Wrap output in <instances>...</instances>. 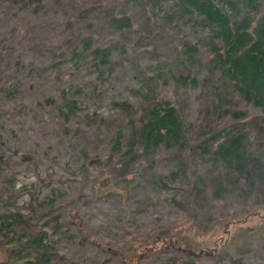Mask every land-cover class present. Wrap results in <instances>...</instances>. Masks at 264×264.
Here are the masks:
<instances>
[{"label": "rangeland", "instance_id": "rangeland-1", "mask_svg": "<svg viewBox=\"0 0 264 264\" xmlns=\"http://www.w3.org/2000/svg\"><path fill=\"white\" fill-rule=\"evenodd\" d=\"M182 3L0 0V264H119L158 233L200 253L137 264H264V110ZM165 102L179 140L145 147ZM235 136L241 167L216 151Z\"/></svg>", "mask_w": 264, "mask_h": 264}, {"label": "trees", "instance_id": "trees-1", "mask_svg": "<svg viewBox=\"0 0 264 264\" xmlns=\"http://www.w3.org/2000/svg\"><path fill=\"white\" fill-rule=\"evenodd\" d=\"M8 1L20 2L29 6L38 5L42 0ZM180 1L190 10L199 12L200 23L208 27L210 31H215L224 44V54L218 55L216 58L218 76L230 80L232 88L241 98L253 102L255 106H260L264 110V16L258 18L255 24H251L258 8L264 6V0ZM220 99L218 95V100L220 101ZM46 102L50 103V99H47ZM120 104L122 106L123 102ZM161 108L162 112L159 109L155 111L152 115V122L148 123L144 129H140V137L144 139L145 147L156 146L162 139H165V142L171 140L173 143L179 140L180 121L173 107L165 102ZM210 138L216 140L218 133H214ZM239 139V136L229 138L225 144L219 143L216 147L217 155L223 161L236 167H241L246 160ZM23 158L32 161L29 155H24ZM216 189L217 193L221 190L220 187H216ZM192 212L194 213L195 210L192 209ZM7 217L11 219L13 215ZM72 221L82 233L83 228H81L80 220L76 214H72ZM6 224L9 225V221ZM43 237L44 232L37 236V240L40 242ZM165 247L179 250L182 253L186 252V256H197L196 253H200L194 252L192 246L179 241L172 235L158 233L136 246L132 253L122 259L119 264H137L149 252L161 251ZM213 252L215 250L204 253L212 254Z\"/></svg>", "mask_w": 264, "mask_h": 264}]
</instances>
